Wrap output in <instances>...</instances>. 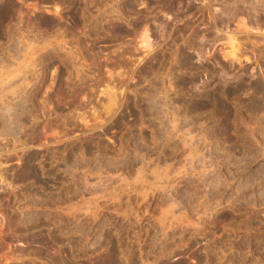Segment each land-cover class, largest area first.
<instances>
[{"label":"rangeland","instance_id":"obj_1","mask_svg":"<svg viewBox=\"0 0 264 264\" xmlns=\"http://www.w3.org/2000/svg\"><path fill=\"white\" fill-rule=\"evenodd\" d=\"M0 264H264V0H0Z\"/></svg>","mask_w":264,"mask_h":264},{"label":"bare ground","instance_id":"obj_2","mask_svg":"<svg viewBox=\"0 0 264 264\" xmlns=\"http://www.w3.org/2000/svg\"><path fill=\"white\" fill-rule=\"evenodd\" d=\"M56 9V8H55ZM92 22V21H91ZM147 31V30H146ZM147 36V35H146ZM233 37V36H232ZM78 40V39H77ZM142 40V39H141ZM140 40V41H141ZM147 40V39H146ZM239 42V41H238ZM238 42H232L231 44V50H230V52H228V53H230L232 56H236V57H238L237 56V50L239 51V43ZM64 44V43H63ZM230 44V43H229ZM129 53V52H128ZM227 53V54H228ZM242 53V52H241ZM229 54V55H230ZM147 56V55H146ZM227 56V55H226ZM237 59V58H236ZM124 61V60H123Z\"/></svg>","mask_w":264,"mask_h":264}]
</instances>
